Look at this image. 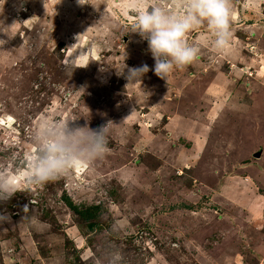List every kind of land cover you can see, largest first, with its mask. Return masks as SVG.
I'll list each match as a JSON object with an SVG mask.
<instances>
[{
  "label": "rangeland",
  "instance_id": "rangeland-1",
  "mask_svg": "<svg viewBox=\"0 0 264 264\" xmlns=\"http://www.w3.org/2000/svg\"><path fill=\"white\" fill-rule=\"evenodd\" d=\"M80 3L0 0V177L13 190L0 264L264 263V0H232L222 51L206 24L192 30L198 58L166 81L130 31L129 0ZM45 120L108 124L110 151L32 184ZM65 198L92 209V230Z\"/></svg>",
  "mask_w": 264,
  "mask_h": 264
},
{
  "label": "clouds",
  "instance_id": "clouds-1",
  "mask_svg": "<svg viewBox=\"0 0 264 264\" xmlns=\"http://www.w3.org/2000/svg\"><path fill=\"white\" fill-rule=\"evenodd\" d=\"M79 4L80 0H77ZM180 11L174 12L159 0H129L126 12L135 15L131 30L147 40L155 61L154 74L166 81L175 70L192 64L200 48L190 44L187 35L206 24L212 34V46L222 51L230 46L232 0H177ZM83 5V4H81ZM123 66L121 73L123 72ZM148 65L129 68L127 79L141 81ZM108 124L97 129L70 127L69 121H43L33 135L36 151L30 156L27 180L43 185L75 167L102 159L109 151ZM10 183L0 177V199L11 198ZM114 254L111 264H120Z\"/></svg>",
  "mask_w": 264,
  "mask_h": 264
},
{
  "label": "trees",
  "instance_id": "trees-1",
  "mask_svg": "<svg viewBox=\"0 0 264 264\" xmlns=\"http://www.w3.org/2000/svg\"><path fill=\"white\" fill-rule=\"evenodd\" d=\"M68 208L72 211V213L78 217L79 222L86 224L87 229L92 230L94 226H96L97 222L94 220V214L92 212V209L85 208L83 206H77L71 203L70 199H66ZM90 221V222H89ZM80 258L76 256L75 264L80 263Z\"/></svg>",
  "mask_w": 264,
  "mask_h": 264
},
{
  "label": "water",
  "instance_id": "water-1",
  "mask_svg": "<svg viewBox=\"0 0 264 264\" xmlns=\"http://www.w3.org/2000/svg\"><path fill=\"white\" fill-rule=\"evenodd\" d=\"M255 156H256V157H258V156H259V154H256Z\"/></svg>",
  "mask_w": 264,
  "mask_h": 264
},
{
  "label": "crops",
  "instance_id": "crops-1",
  "mask_svg": "<svg viewBox=\"0 0 264 264\" xmlns=\"http://www.w3.org/2000/svg\"><path fill=\"white\" fill-rule=\"evenodd\" d=\"M261 264H264L263 262Z\"/></svg>",
  "mask_w": 264,
  "mask_h": 264
}]
</instances>
